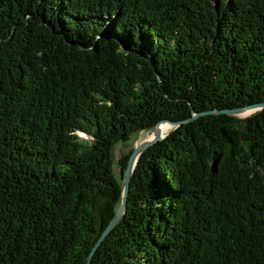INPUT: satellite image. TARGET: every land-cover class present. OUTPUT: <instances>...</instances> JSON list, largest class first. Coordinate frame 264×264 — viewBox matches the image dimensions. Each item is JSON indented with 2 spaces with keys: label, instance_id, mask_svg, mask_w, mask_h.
Instances as JSON below:
<instances>
[{
  "label": "trees",
  "instance_id": "trees-1",
  "mask_svg": "<svg viewBox=\"0 0 264 264\" xmlns=\"http://www.w3.org/2000/svg\"><path fill=\"white\" fill-rule=\"evenodd\" d=\"M264 0H0V264H264ZM187 120V121H186Z\"/></svg>",
  "mask_w": 264,
  "mask_h": 264
},
{
  "label": "water",
  "instance_id": "water-1",
  "mask_svg": "<svg viewBox=\"0 0 264 264\" xmlns=\"http://www.w3.org/2000/svg\"><path fill=\"white\" fill-rule=\"evenodd\" d=\"M264 108V101L252 103L246 106L238 107V108H226V109H210L202 112H195L193 111L192 117H190L187 120H193L198 118L199 116H202L204 114H220V113H226V114H232L236 115L238 117H247L251 114H254L261 109ZM249 111V112H248ZM186 120V121H187ZM167 122L169 124V128L164 133H158L156 135H150L146 136L144 139H142L138 144H134V147L128 157L126 168L122 174V191H121V202L116 210L115 214L109 221V223L105 226V228L102 230L101 234L99 235L98 239L92 246L88 256H87V264H91V260L93 257V254L97 250V248L101 245L102 241L107 237V235L117 226L121 218L123 217V214L126 210L127 206V196L129 191V182L131 179L132 172L135 168V165L137 163V160L141 153L151 144L165 138L172 130H174L176 127H178L182 122L184 121H162ZM161 123V122H159ZM158 123V124H159Z\"/></svg>",
  "mask_w": 264,
  "mask_h": 264
},
{
  "label": "rangeland",
  "instance_id": "rangeland-1",
  "mask_svg": "<svg viewBox=\"0 0 264 264\" xmlns=\"http://www.w3.org/2000/svg\"><path fill=\"white\" fill-rule=\"evenodd\" d=\"M164 123H167V122H164ZM152 132H153V134H152ZM151 134L155 135V130L152 129V130L147 131V132H141V133L137 134V136L135 137V139L132 142L121 143V144H118L114 148V150H113L114 172H115V174L119 180L121 178V173H120L121 170H120V165L118 164V160L120 158H122V156H124L126 153H129L130 149H132L134 147V144H138L142 139H144L146 136H150Z\"/></svg>",
  "mask_w": 264,
  "mask_h": 264
},
{
  "label": "bare ground",
  "instance_id": "bare-ground-1",
  "mask_svg": "<svg viewBox=\"0 0 264 264\" xmlns=\"http://www.w3.org/2000/svg\"><path fill=\"white\" fill-rule=\"evenodd\" d=\"M168 128H169V124L161 122V123L157 124L156 127L153 130H155V135H156L158 133L165 132ZM152 134H153V132H152Z\"/></svg>",
  "mask_w": 264,
  "mask_h": 264
}]
</instances>
